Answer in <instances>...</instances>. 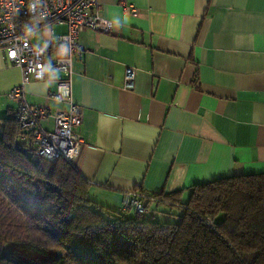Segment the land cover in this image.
<instances>
[{"label":"crops","instance_id":"0c3cea01","mask_svg":"<svg viewBox=\"0 0 264 264\" xmlns=\"http://www.w3.org/2000/svg\"><path fill=\"white\" fill-rule=\"evenodd\" d=\"M99 3L113 32L80 33L72 76L84 140L73 164L91 200L121 212L128 191H183L187 201L194 185L264 174V0ZM128 67L136 69L131 91ZM21 79L0 50V117L15 115L8 94ZM25 89L32 105L67 108L49 98L54 80ZM41 125L52 129L54 121Z\"/></svg>","mask_w":264,"mask_h":264},{"label":"trees","instance_id":"16d2710c","mask_svg":"<svg viewBox=\"0 0 264 264\" xmlns=\"http://www.w3.org/2000/svg\"><path fill=\"white\" fill-rule=\"evenodd\" d=\"M0 124V264H264V174L149 194L182 213L160 223L93 202L73 163L20 143L15 115Z\"/></svg>","mask_w":264,"mask_h":264},{"label":"built area","instance_id":"2783aa9c","mask_svg":"<svg viewBox=\"0 0 264 264\" xmlns=\"http://www.w3.org/2000/svg\"><path fill=\"white\" fill-rule=\"evenodd\" d=\"M100 9L99 0H0V50L8 65L17 67L22 74L21 84L8 94L23 132L19 141L27 142L31 134L36 155L52 163L61 159L73 163L84 144L79 133L83 113L72 96L73 63L83 51L81 32H113V22L102 17ZM123 11L132 17L140 15L128 3H123ZM53 26L65 28V33L55 34ZM135 79L136 69L128 67L124 88L133 90ZM49 80L56 83L49 98L66 103V109L52 110L27 101L26 85ZM47 119H53L52 129L42 127L41 121ZM154 202L140 190L128 191L123 195V211L147 214Z\"/></svg>","mask_w":264,"mask_h":264},{"label":"rangeland","instance_id":"374dc122","mask_svg":"<svg viewBox=\"0 0 264 264\" xmlns=\"http://www.w3.org/2000/svg\"><path fill=\"white\" fill-rule=\"evenodd\" d=\"M56 31L58 30L57 28H54ZM38 43H41L40 41L37 40ZM4 118V117H0ZM2 124H0V136L2 134ZM182 213L177 209H171L169 205H164V204H153L149 212L146 214L147 218H152L155 221H158L160 223L163 222H176L177 218L175 216L181 215ZM136 215L135 212H130L129 216H134Z\"/></svg>","mask_w":264,"mask_h":264},{"label":"clouds","instance_id":"9594fccd","mask_svg":"<svg viewBox=\"0 0 264 264\" xmlns=\"http://www.w3.org/2000/svg\"><path fill=\"white\" fill-rule=\"evenodd\" d=\"M32 6L30 5V8H31Z\"/></svg>","mask_w":264,"mask_h":264}]
</instances>
